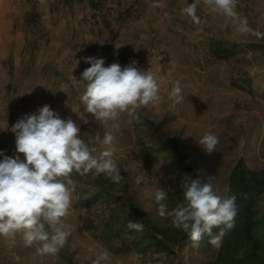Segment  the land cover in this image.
<instances>
[{
  "label": "rangeland",
  "instance_id": "obj_1",
  "mask_svg": "<svg viewBox=\"0 0 264 264\" xmlns=\"http://www.w3.org/2000/svg\"><path fill=\"white\" fill-rule=\"evenodd\" d=\"M192 2L0 0V151L14 156L11 127L48 104L61 118L79 125L81 139L97 150L96 155L107 147L105 132L115 137L120 183L126 182L141 209L162 225L171 219L158 214L154 194L161 188L167 193L175 171L169 166L171 157L154 164L138 159L139 143L155 142L147 121L158 124L159 134L199 166L203 181L217 194L227 188L229 172L239 158L250 169L264 170V35L239 33L231 20L202 3L196 23L181 14ZM236 10L264 34V0H238ZM218 44H234L233 51L218 57ZM89 56L103 58L105 66L118 62L123 67L135 60L139 68L150 69L158 78L161 102L133 115L122 113L117 121H97L79 99L85 85L78 80L90 67L81 58ZM175 81L184 97L179 103L168 95ZM209 131L219 138L211 154L198 143ZM80 176L73 172L71 179ZM85 189L73 192V206L64 218L70 235L57 255L37 254V246L26 247L18 235L14 247L0 238V264H92L96 252L90 249L107 250L110 264L165 260L163 255L143 259L134 253L117 254L88 230L91 212L80 205ZM218 250L201 242L193 246L188 239L168 260L202 264Z\"/></svg>",
  "mask_w": 264,
  "mask_h": 264
},
{
  "label": "clouds",
  "instance_id": "obj_2",
  "mask_svg": "<svg viewBox=\"0 0 264 264\" xmlns=\"http://www.w3.org/2000/svg\"><path fill=\"white\" fill-rule=\"evenodd\" d=\"M201 3L211 12L231 20L239 33L264 35L252 29L247 18L238 14V0H193L181 9V14L199 23L197 9ZM81 59L90 67L84 69L78 80L85 85L79 99L84 111L97 121H117L122 113L133 115L143 107L161 102L157 76L150 69L139 68L137 61L122 67L118 62L105 66L103 58L94 56ZM168 95L175 103L184 99L179 81L173 83ZM113 127L118 124L114 123ZM11 131L15 136L16 154L8 156L0 151L3 157L0 159V238L14 247L19 235L26 247L37 246V254L55 256L65 247L70 235L64 218L73 206L72 173L105 175L114 183L121 182L114 159L115 137L105 132L103 144L107 147L96 155L97 150L81 139L79 125L71 118H61L48 104L19 118ZM218 142L219 138L211 131L198 141L208 154L215 151ZM182 187L184 200L171 210L165 203L167 193L162 188L156 190L158 214L170 218L175 228L187 234L193 246H198L207 235L209 244L219 248L223 237L235 226L237 196L227 188L222 195L217 194L211 183L199 178L185 180ZM126 227L144 230L139 221L129 220ZM90 251L96 252L92 264H110L107 250Z\"/></svg>",
  "mask_w": 264,
  "mask_h": 264
},
{
  "label": "trees",
  "instance_id": "obj_3",
  "mask_svg": "<svg viewBox=\"0 0 264 264\" xmlns=\"http://www.w3.org/2000/svg\"><path fill=\"white\" fill-rule=\"evenodd\" d=\"M233 46L234 44H218L215 55L228 56L233 51ZM147 123L155 142L151 146L140 142L138 159H149L152 164L160 158L173 159L169 166L173 167L175 174L170 180L168 200L165 201L171 210L184 200L182 185L185 180L199 178L203 181V178L199 173V166L193 160L181 156L163 134H159L158 124L150 121ZM72 180L76 191L86 188V193L83 192L80 197L81 207L91 212L86 228L94 232L113 252L134 253L143 259L163 255L165 260L159 263L160 258H156L151 264H172L168 258L189 239L171 221L162 225L150 218L141 209L126 182L117 184L107 176H94L92 173ZM227 189L237 196L235 226L223 237L216 256L202 264H264V170L250 169L243 158H239L229 172ZM129 220L141 222L144 230L128 229L126 225ZM208 240L205 235L200 242L209 244Z\"/></svg>",
  "mask_w": 264,
  "mask_h": 264
}]
</instances>
